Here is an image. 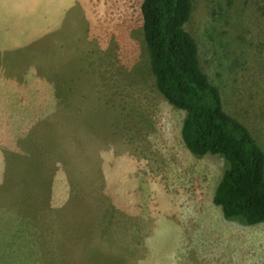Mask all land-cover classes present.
<instances>
[{
	"label": "rangeland",
	"instance_id": "obj_1",
	"mask_svg": "<svg viewBox=\"0 0 264 264\" xmlns=\"http://www.w3.org/2000/svg\"><path fill=\"white\" fill-rule=\"evenodd\" d=\"M141 1L0 0V264H264V222L224 219V160L156 90ZM232 3L233 26L194 0L185 29L264 149V0Z\"/></svg>",
	"mask_w": 264,
	"mask_h": 264
},
{
	"label": "trees",
	"instance_id": "obj_2",
	"mask_svg": "<svg viewBox=\"0 0 264 264\" xmlns=\"http://www.w3.org/2000/svg\"><path fill=\"white\" fill-rule=\"evenodd\" d=\"M193 1H141L142 37L150 71L157 92L185 113L180 126L185 148L197 157L217 155L224 160L214 205L225 220L257 225L264 222V149L245 122L225 111L219 88L201 68L196 40L185 29ZM223 1L228 4L224 10L231 23L232 0ZM242 38L241 33H235L234 44ZM216 44L222 49L225 46L224 52L231 45L220 38Z\"/></svg>",
	"mask_w": 264,
	"mask_h": 264
},
{
	"label": "crops",
	"instance_id": "obj_3",
	"mask_svg": "<svg viewBox=\"0 0 264 264\" xmlns=\"http://www.w3.org/2000/svg\"><path fill=\"white\" fill-rule=\"evenodd\" d=\"M4 18H1V21H3Z\"/></svg>",
	"mask_w": 264,
	"mask_h": 264
}]
</instances>
